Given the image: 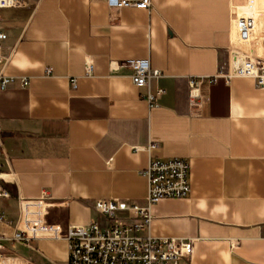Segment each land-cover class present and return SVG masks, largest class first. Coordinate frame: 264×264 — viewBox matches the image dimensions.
Wrapping results in <instances>:
<instances>
[{"label": "crops", "instance_id": "obj_1", "mask_svg": "<svg viewBox=\"0 0 264 264\" xmlns=\"http://www.w3.org/2000/svg\"><path fill=\"white\" fill-rule=\"evenodd\" d=\"M248 2L114 9L106 0H23L3 9L0 75L15 82L0 90V172L11 193L0 198V232L13 233L20 198L45 191L52 223L97 220L95 199L144 206L145 166L179 157L190 162L191 193L152 205L150 234L192 240L193 264H264V90L251 77L219 76L204 85L199 110L189 100L190 79L215 76L229 60L235 18ZM252 10V49L264 57V0ZM139 58L163 72L150 81L151 91L164 89L154 106L126 64ZM2 245L7 264L69 262L65 238Z\"/></svg>", "mask_w": 264, "mask_h": 264}, {"label": "built area", "instance_id": "obj_2", "mask_svg": "<svg viewBox=\"0 0 264 264\" xmlns=\"http://www.w3.org/2000/svg\"><path fill=\"white\" fill-rule=\"evenodd\" d=\"M110 8L134 7L150 9L152 0H106ZM23 0H0V62L8 59L3 42L8 34L2 25L1 11L17 7ZM254 0L237 13L233 44L229 48V60L217 75L190 79L189 100L195 110L204 103L203 87L212 84L219 76L254 78L258 88L264 90V57L252 49L257 26L252 10ZM126 64L132 69V81L139 88H147L142 94L151 106L156 105L164 89H150V81L163 76L160 69L153 68L147 58L129 59ZM90 66L88 73H91ZM21 86L29 85V78L20 79ZM15 78L0 75V90L7 89ZM76 87V79H72ZM150 144L149 147H153ZM5 151L0 137V156ZM1 166V163H0ZM190 162L184 158L152 159L144 168L149 179V195L146 205L121 198L95 199L92 203L98 219L87 225L52 223L48 221L47 206L52 200L45 191L37 199L20 198V215L10 236L0 232V264L11 263L3 257V240L30 244L39 238H65L69 244L68 264H193L194 243L186 238L155 237L150 234L153 219L151 206L166 198H185L191 193ZM4 174L0 172V198L11 196L3 184ZM0 213V222L5 221ZM146 231V232H145ZM145 232V233H144ZM8 263V264H9Z\"/></svg>", "mask_w": 264, "mask_h": 264}]
</instances>
